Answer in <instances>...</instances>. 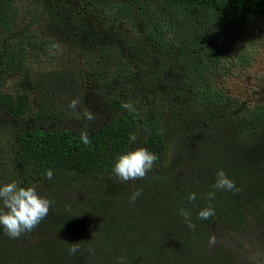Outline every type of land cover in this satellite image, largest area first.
<instances>
[{"label": "trees", "instance_id": "1", "mask_svg": "<svg viewBox=\"0 0 264 264\" xmlns=\"http://www.w3.org/2000/svg\"><path fill=\"white\" fill-rule=\"evenodd\" d=\"M21 2L29 8V0H0V113L10 122L0 146L7 142L11 150L8 158L0 153L8 171L0 169V186L11 174L9 182L25 188L42 182L59 186L105 182L108 187L106 192L92 187L73 209L51 204L47 217L30 232L38 239L27 241L26 233L9 238L0 226V264L27 254L38 264L72 260L79 264L82 256L99 259L91 264H114L112 253L116 260H125L121 264H235L238 254L210 243V238L215 226L242 231L251 220L264 235V102L251 105L232 97L219 85L218 76L230 60L249 66L256 47L264 46V0H80L84 8L98 10L103 23H125L134 29L153 52L152 62L142 68L115 57L110 76L99 83L108 114L94 130L86 131L87 146L80 140L84 131L68 123L79 120L69 107L78 97L75 81L60 77L64 72L60 67L52 75L37 67L42 56L54 57L55 43L35 30L42 13L31 7L25 14ZM193 13L204 17L198 26L189 23ZM89 26L78 21L75 29L85 36ZM241 45L245 48L238 51ZM92 60L87 59L89 67ZM170 65L181 71L176 85L189 91L185 111L157 85ZM152 68L158 78L149 77ZM12 76L31 84L30 79L40 77L39 84L58 103L47 97L32 109L29 93L17 87L5 91L6 79ZM125 103L135 111L125 109ZM217 116L225 123L224 130L250 138L217 135L213 129ZM172 141L178 151L171 158ZM140 146L157 156L154 171L126 192L119 187L122 180L114 166L120 155ZM167 164L164 172L154 173ZM48 170L52 180L45 175ZM220 170L236 189L213 187ZM137 191L140 195L133 201ZM192 193L196 199L189 201ZM209 193H214L211 199ZM86 206L91 213L75 215V208ZM208 207L215 215L198 219L199 211ZM111 208L117 217L107 216ZM182 209L195 228L188 227ZM0 211H7L2 201ZM103 219L107 225L101 224ZM131 230L143 232L144 250L138 254L123 245ZM116 234L121 236L120 246ZM74 243L78 250L70 253ZM87 245L90 248L84 250ZM122 248L126 249L118 257Z\"/></svg>", "mask_w": 264, "mask_h": 264}, {"label": "rangeland", "instance_id": "2", "mask_svg": "<svg viewBox=\"0 0 264 264\" xmlns=\"http://www.w3.org/2000/svg\"><path fill=\"white\" fill-rule=\"evenodd\" d=\"M29 1L30 2H26L29 8L36 7L35 11H40L42 13V17L38 20L35 30L42 38L51 39L55 43V46H53L54 57L42 56L40 60H37L36 65L38 68H42L43 74L50 72V75L57 70V67H60V69L64 71L61 72L60 77L70 82L75 81L74 84L78 89V97H76V99L79 100L75 111L78 113L79 120H69L68 123L73 129L90 132L102 123L108 114L107 109L103 107V103L100 100L104 88H100L99 83L101 79L110 76L109 68L110 65L114 64L115 57H120L126 65H130L133 68H142L143 66L147 67L152 62L153 52H149L148 48L143 45L138 38L139 33L134 29L126 26L125 23H103V20L98 18L99 11L97 9L89 10L84 8L79 2L80 0ZM19 6L25 14L28 13L29 8L25 9L22 2ZM193 14L194 16L188 15L191 19L189 23L193 22L194 25L198 26L199 21L204 17L198 13ZM78 21H85L88 26L90 25L89 31L85 36L75 29V24ZM93 40L97 41L94 42ZM243 48H245L244 45H241L238 51ZM88 58L93 59L92 66L90 67L88 66ZM171 65L163 74V79L157 82V85L161 86L167 95L174 96L175 99L173 103L176 108L181 106V109L185 111L184 103L186 99H188L187 96L189 91H186L184 87L176 85L181 71ZM151 71L149 77L158 78L159 73L155 71L154 68H152ZM146 72H148V70ZM39 78L40 77H33L30 79L33 83L31 84L26 83L24 79L19 81L17 77L12 76L8 78L9 80L6 79L7 82L4 89L8 92L10 89L14 90V88L17 87L19 89L18 91L29 93L31 96L32 109L39 106L47 97H50L53 104H57L58 100L54 99L49 94L48 90L39 84ZM218 82L221 87L225 88L228 94L238 100L251 105L264 102V46L261 45L260 47H256L255 57L249 66L244 67L235 60L227 61L219 73ZM147 84L150 88H155L154 85ZM86 110L93 114L94 119L88 120L84 117L83 114ZM8 122L9 120L6 118V114L0 113V137H5L4 135L9 133L10 124H6ZM224 128L225 123L222 121L221 117L219 118L217 116L213 125V129L218 131L217 135L225 136L224 133L230 134L232 137L243 141L250 138V136H243L234 130H224ZM172 142L170 146L171 158L174 157L178 151L177 142ZM9 146L10 144L7 142L4 143L2 147L0 146V153L5 158L10 156L11 150ZM139 148L144 147H136V149ZM167 166L168 164L156 170L154 173L159 174L164 172ZM0 169L3 173L8 172L3 166V160L0 162ZM152 171H154V166L147 175ZM10 177L11 174L5 176L7 180L4 182V185L13 182H9V179L12 178ZM137 180H130L127 182L121 181L119 187L126 192H130L139 182ZM93 185L94 184H77L72 186H59L52 182H42L33 187L41 197L50 200L52 202L51 204L58 205L59 207L69 206L72 208V206L76 207L79 202H81L92 187L100 192L107 191L108 185L105 182H98L96 183L97 186ZM2 186L3 185L0 187ZM139 208L141 207L139 206ZM73 211L75 215L82 214L87 216L88 213H91V208L86 206V208H75ZM114 213L117 217V211L111 208L107 216H113ZM111 220L115 222L113 218ZM143 220H145V218ZM101 224L107 225L108 223L103 219ZM254 224L253 220L249 221L242 231L215 226L212 230V237H215L214 245H224L228 251L238 254L235 264H264V235L262 230ZM120 234H116L115 237L119 246L121 245ZM142 234L143 232L135 233L133 230L129 231L123 245L126 248L134 250L136 254L142 252L145 245ZM24 238L29 241L30 239H36L37 236L35 234L26 233ZM89 248L90 245H87L83 249ZM126 248H122L117 252L118 257L122 256L123 249ZM110 253H112V251ZM112 255L110 259L113 260L114 264H121L125 261L124 259L116 260L114 255ZM82 259L83 262L79 264H91L99 260H95V256L90 260H88L87 256H82ZM153 261V263L156 262L155 258H153ZM6 264L38 263L33 255L27 254L11 257ZM65 264H74V260Z\"/></svg>", "mask_w": 264, "mask_h": 264}, {"label": "clouds", "instance_id": "3", "mask_svg": "<svg viewBox=\"0 0 264 264\" xmlns=\"http://www.w3.org/2000/svg\"><path fill=\"white\" fill-rule=\"evenodd\" d=\"M78 103L79 100L74 99L70 102L69 107L75 109ZM123 107L129 111H135L131 103H125ZM83 115L88 120L94 119L90 111L86 110ZM130 139L135 141V136H131ZM80 140L86 146L90 144L89 135L86 131L81 132ZM156 160L157 156L154 153L149 152L146 148H139L120 155L114 166V172L124 182L143 179L152 169ZM45 175L48 180H52L53 172L51 170H48ZM213 187L219 190L236 189L235 183L228 178L223 170L217 173L216 183ZM139 195L140 192L137 191L133 193L131 199L135 201ZM208 195L211 199L214 193ZM195 199V193L190 194L189 201ZM0 201L3 202L4 209L7 210L0 211V226L3 227L6 235L12 239H17L24 233L32 232L47 217L52 203L47 198L41 197L34 187H20L15 182L0 187ZM180 214L188 222L189 228H195V224L189 219L187 211L182 209ZM213 215H215L214 209L208 207L199 211L198 219L207 220ZM210 243H215L214 236L210 238ZM77 250L78 244L76 243L72 244L69 249L70 253H75Z\"/></svg>", "mask_w": 264, "mask_h": 264}]
</instances>
